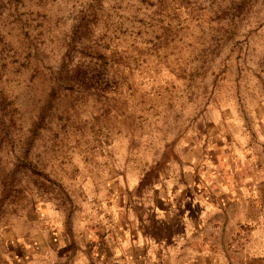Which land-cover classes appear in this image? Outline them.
I'll list each match as a JSON object with an SVG mask.
<instances>
[{"label": "rangeland", "instance_id": "obj_1", "mask_svg": "<svg viewBox=\"0 0 264 264\" xmlns=\"http://www.w3.org/2000/svg\"><path fill=\"white\" fill-rule=\"evenodd\" d=\"M251 167L264 0H0V264H231Z\"/></svg>", "mask_w": 264, "mask_h": 264}, {"label": "crops", "instance_id": "obj_2", "mask_svg": "<svg viewBox=\"0 0 264 264\" xmlns=\"http://www.w3.org/2000/svg\"><path fill=\"white\" fill-rule=\"evenodd\" d=\"M261 158L262 157H257L254 160L261 161ZM253 169L258 171L261 175L264 174V167L260 170L256 167H251V173L254 174ZM256 181L258 180L251 179L248 183L245 182L236 187L234 189L235 195L233 194V198L226 199L222 205L223 208L220 209V215L217 220L225 225L223 227L225 232H227L228 229L230 230L234 223L252 224L249 236L251 242L248 246L244 247L241 252L228 254L233 261L231 264H264V198L257 197L259 192L258 188H261L264 183L260 185L257 184ZM185 213H188L187 209ZM201 217L202 224L208 222L207 212L202 211ZM201 231L203 232V230ZM250 244H255L253 246L254 248H252ZM202 264L207 263L202 261Z\"/></svg>", "mask_w": 264, "mask_h": 264}]
</instances>
